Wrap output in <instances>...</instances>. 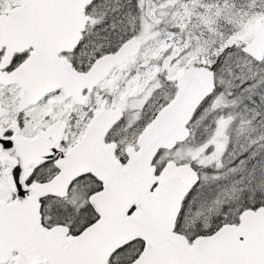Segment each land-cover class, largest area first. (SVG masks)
<instances>
[{
	"label": "snow or ice",
	"instance_id": "1",
	"mask_svg": "<svg viewBox=\"0 0 264 264\" xmlns=\"http://www.w3.org/2000/svg\"><path fill=\"white\" fill-rule=\"evenodd\" d=\"M0 264H264V0H0Z\"/></svg>",
	"mask_w": 264,
	"mask_h": 264
}]
</instances>
